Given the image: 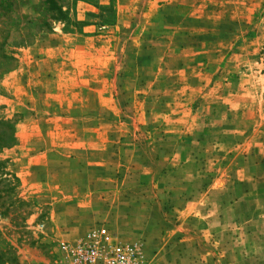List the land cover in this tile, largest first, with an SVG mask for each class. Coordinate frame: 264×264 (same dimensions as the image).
<instances>
[{
  "label": "rangeland",
  "instance_id": "rangeland-1",
  "mask_svg": "<svg viewBox=\"0 0 264 264\" xmlns=\"http://www.w3.org/2000/svg\"><path fill=\"white\" fill-rule=\"evenodd\" d=\"M52 1L0 0V264L100 227L143 264H264V0Z\"/></svg>",
  "mask_w": 264,
  "mask_h": 264
},
{
  "label": "built area",
  "instance_id": "built-area-1",
  "mask_svg": "<svg viewBox=\"0 0 264 264\" xmlns=\"http://www.w3.org/2000/svg\"><path fill=\"white\" fill-rule=\"evenodd\" d=\"M65 249L69 252L67 264H143L141 244L120 242L105 227L91 230Z\"/></svg>",
  "mask_w": 264,
  "mask_h": 264
},
{
  "label": "trees",
  "instance_id": "trees-1",
  "mask_svg": "<svg viewBox=\"0 0 264 264\" xmlns=\"http://www.w3.org/2000/svg\"><path fill=\"white\" fill-rule=\"evenodd\" d=\"M49 3L52 6L51 7L53 9L52 11L56 12V15H57L56 19L57 20H64L67 18V15L56 5L55 2H53L52 0H49ZM102 9L109 11V10L113 9V7H104ZM0 92H2L1 87H0ZM0 127H3V128L9 127L12 130H14L13 122L9 119L0 118ZM15 140H16V138L13 136V137H11L9 143L13 144L15 142ZM5 168L6 167L4 166V162L0 161V184H2L3 182L6 181V179H5L6 177H12L14 179L15 183L12 182V180H8L7 188H6V185L3 188L0 187V198H1L4 191L8 192L9 190H15V188L17 187L18 181H19L16 176L10 174L9 172H6ZM2 169L4 171H2Z\"/></svg>",
  "mask_w": 264,
  "mask_h": 264
},
{
  "label": "crops",
  "instance_id": "crops-1",
  "mask_svg": "<svg viewBox=\"0 0 264 264\" xmlns=\"http://www.w3.org/2000/svg\"><path fill=\"white\" fill-rule=\"evenodd\" d=\"M215 262H216V264H220V263L223 264V263H226L227 261L222 259L221 261L216 260ZM197 264H210V263H207V262L204 263V261H199Z\"/></svg>",
  "mask_w": 264,
  "mask_h": 264
}]
</instances>
